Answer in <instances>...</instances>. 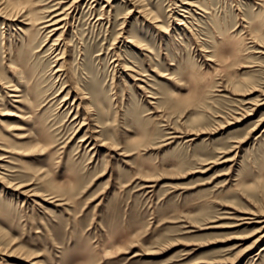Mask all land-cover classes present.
<instances>
[{
    "label": "rangeland",
    "instance_id": "rangeland-1",
    "mask_svg": "<svg viewBox=\"0 0 264 264\" xmlns=\"http://www.w3.org/2000/svg\"><path fill=\"white\" fill-rule=\"evenodd\" d=\"M3 1L0 264H264V0Z\"/></svg>",
    "mask_w": 264,
    "mask_h": 264
},
{
    "label": "bare ground",
    "instance_id": "bare-ground-1",
    "mask_svg": "<svg viewBox=\"0 0 264 264\" xmlns=\"http://www.w3.org/2000/svg\"><path fill=\"white\" fill-rule=\"evenodd\" d=\"M80 1H82V0H72V1H70V4H68L67 5V7H62L63 5V3L64 2H58V3H56V5L58 6V5H60V6H58L57 8H55L54 10H52L51 11V13L48 15L49 17H48V19L47 20H45L44 21V28H46V29H49L50 31H49V34H50V37H53V36H56L58 33H60L59 35H58V37H56V40H55V44H54V46H55V50H59V49H61V47H62V45H63V41H65L64 40V34H65V32L67 31V28H68V26H69V22H70V19L72 18V14H73V12H74V10H75V8H77V6H78V3L80 2ZM69 3V2H68ZM183 3H184V1H183ZM190 3V2H189ZM192 3V2H191ZM185 4V3H184ZM9 5L11 6V4H6V2L5 1H3V0H0V13L2 14V13H5V14H9L7 17V19H10V20H12V18L13 17H11V14L10 13H8L7 11H8V9H10V7H9ZM62 5V6H61ZM187 5V4H186ZM193 5V3L191 4V6ZM12 9H14V11H16L17 10V8H15V7H13ZM78 9V8H77ZM185 10V9H184ZM11 11V10H10ZM13 11V10H12ZM13 11V12H14ZM22 11V10H21ZM144 11V10H143ZM18 14L20 13V10L17 12ZM23 13V12H22ZM12 14H14V13H12ZM20 15V14H19ZM15 18H16V16H15ZM74 19V18H73ZM69 29V28H68ZM67 35H68V33H67ZM47 38H48V36H47ZM54 42V41H53ZM67 46V45H66ZM52 48V47H51ZM63 48V47H62ZM53 49V48H52ZM66 50V49H65ZM63 52V51H62ZM53 53V52H52ZM51 53V54H52ZM58 53H59V51H58ZM67 53V52H66ZM60 54V53H59ZM61 56H59V55H57L56 57H58L57 59H56V61L55 62H59L60 60H62V59H64V57H65V53L63 54V53H61L60 54ZM63 63V62H62ZM63 65L60 63V65H58V69H57V73H60V72H62V71H64L63 70ZM65 72V71H64ZM58 76V75H57ZM61 77V76H60ZM76 90V89H75ZM69 91H71V90H69ZM68 91V92H69ZM68 95V94H67ZM69 95H70V93H69ZM67 99V98H66ZM65 101V100H64ZM85 125V124H84ZM96 132V131H95ZM86 137V136H85ZM88 137V136H87ZM90 138V137H89ZM89 138H87V139H89ZM92 138V137H91ZM97 138V137H96ZM92 140V139H91ZM97 140L95 139V142H96ZM94 142V143H95ZM96 144V143H95ZM94 145V144H93ZM105 145V144H104ZM96 147V146H95ZM262 223V222H261ZM263 230V229H262ZM264 236V235H263ZM263 238V237H262ZM258 240V239H257Z\"/></svg>",
    "mask_w": 264,
    "mask_h": 264
}]
</instances>
